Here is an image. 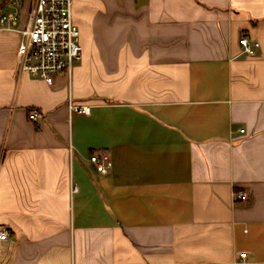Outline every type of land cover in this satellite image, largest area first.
<instances>
[{"label": "crops", "instance_id": "obj_1", "mask_svg": "<svg viewBox=\"0 0 264 264\" xmlns=\"http://www.w3.org/2000/svg\"><path fill=\"white\" fill-rule=\"evenodd\" d=\"M72 13L83 57L53 85L18 72L21 35L0 27V264H264V0Z\"/></svg>", "mask_w": 264, "mask_h": 264}, {"label": "built area", "instance_id": "obj_2", "mask_svg": "<svg viewBox=\"0 0 264 264\" xmlns=\"http://www.w3.org/2000/svg\"><path fill=\"white\" fill-rule=\"evenodd\" d=\"M22 4V1L19 0ZM74 0H30L28 13L23 15L19 10L4 13L0 17V27L20 33L21 41L18 48V72L29 73L40 77L47 84L53 85L60 76L73 74L74 67L82 60L83 46L80 41V27L74 21L72 8ZM240 43L243 51L253 56L260 47L259 42H250L242 37ZM69 109L72 113L91 114L92 107L78 104L70 98ZM29 117L39 122L37 110H30ZM245 129H241L244 132ZM92 162L98 171L107 172L111 162L100 156L93 155ZM77 190V186L74 188ZM236 199H246V191L235 192ZM11 230L0 223V241H9ZM247 253L242 254L245 259Z\"/></svg>", "mask_w": 264, "mask_h": 264}, {"label": "rangeland", "instance_id": "obj_3", "mask_svg": "<svg viewBox=\"0 0 264 264\" xmlns=\"http://www.w3.org/2000/svg\"><path fill=\"white\" fill-rule=\"evenodd\" d=\"M26 1H27V0H26ZM28 1H29V0H28ZM27 13H28V11H27ZM27 13H26V14H27Z\"/></svg>", "mask_w": 264, "mask_h": 264}]
</instances>
